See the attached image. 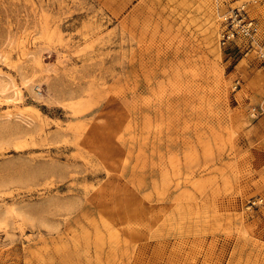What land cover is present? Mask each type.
Returning <instances> with one entry per match:
<instances>
[{
    "label": "rangeland",
    "instance_id": "1",
    "mask_svg": "<svg viewBox=\"0 0 264 264\" xmlns=\"http://www.w3.org/2000/svg\"><path fill=\"white\" fill-rule=\"evenodd\" d=\"M264 0H0V264H264Z\"/></svg>",
    "mask_w": 264,
    "mask_h": 264
},
{
    "label": "built area",
    "instance_id": "2",
    "mask_svg": "<svg viewBox=\"0 0 264 264\" xmlns=\"http://www.w3.org/2000/svg\"><path fill=\"white\" fill-rule=\"evenodd\" d=\"M219 18L221 45L244 43L250 50L255 49L264 58V46L260 42V25L258 20L251 16L248 1L232 6L219 14Z\"/></svg>",
    "mask_w": 264,
    "mask_h": 264
}]
</instances>
